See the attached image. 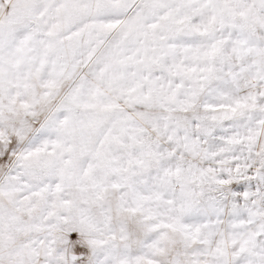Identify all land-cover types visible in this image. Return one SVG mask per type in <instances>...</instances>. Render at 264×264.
Wrapping results in <instances>:
<instances>
[{
  "label": "snow or ice",
  "instance_id": "1",
  "mask_svg": "<svg viewBox=\"0 0 264 264\" xmlns=\"http://www.w3.org/2000/svg\"><path fill=\"white\" fill-rule=\"evenodd\" d=\"M0 264H264V0H0Z\"/></svg>",
  "mask_w": 264,
  "mask_h": 264
}]
</instances>
